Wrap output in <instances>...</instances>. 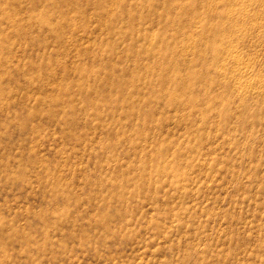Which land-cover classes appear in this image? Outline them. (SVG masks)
Masks as SVG:
<instances>
[{
    "label": "rangeland",
    "instance_id": "obj_1",
    "mask_svg": "<svg viewBox=\"0 0 264 264\" xmlns=\"http://www.w3.org/2000/svg\"><path fill=\"white\" fill-rule=\"evenodd\" d=\"M161 1L0 0V264H264V83L142 89Z\"/></svg>",
    "mask_w": 264,
    "mask_h": 264
},
{
    "label": "bare ground",
    "instance_id": "obj_2",
    "mask_svg": "<svg viewBox=\"0 0 264 264\" xmlns=\"http://www.w3.org/2000/svg\"><path fill=\"white\" fill-rule=\"evenodd\" d=\"M161 7L158 13L149 9L148 15L153 17L160 13L158 23L173 25L181 37H170L166 32H140L133 36L128 30L120 35L130 45V48H124L129 50L132 76L137 80L143 74L149 76L141 84L142 89L153 88L156 84L153 75L158 74L161 82L170 78L175 88L188 90L191 82H187L186 78L179 79L178 74L186 69L190 72L188 79L199 77L193 70L194 65L204 67L201 75L211 76L212 81L221 82L226 79L223 86L228 89H256L264 83V77L249 80V73L255 62H239L242 57L235 49L236 44L242 45L246 50L255 49L260 42L264 44V0H184L181 4L178 2L172 6L162 0ZM166 12H173L175 15L167 20L164 18ZM136 26L137 23H133L130 28ZM159 40L167 41V45L157 46ZM179 51H182L181 56ZM144 56L151 57L156 62L151 65L142 62ZM261 64L264 65V62H260ZM173 102L182 104L177 100Z\"/></svg>",
    "mask_w": 264,
    "mask_h": 264
}]
</instances>
